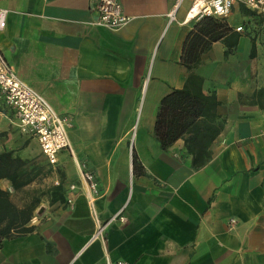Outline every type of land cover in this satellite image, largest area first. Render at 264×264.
Here are the masks:
<instances>
[{"label":"crops","instance_id":"0c3cea01","mask_svg":"<svg viewBox=\"0 0 264 264\" xmlns=\"http://www.w3.org/2000/svg\"><path fill=\"white\" fill-rule=\"evenodd\" d=\"M119 2L129 21L110 30L93 24L96 0H0L4 57L71 121V151L51 164L0 95V152L42 158L47 188L62 195L40 199L31 231L1 239L0 264H264V108L254 100L264 88V14L234 5L224 20L237 44L226 53L212 43L194 69L222 122L210 159L194 167L182 138L163 149L154 131L161 99L188 77L180 58L193 0ZM0 189L17 204L8 178ZM90 200L100 222L125 220L93 238Z\"/></svg>","mask_w":264,"mask_h":264},{"label":"trees","instance_id":"16d2710c","mask_svg":"<svg viewBox=\"0 0 264 264\" xmlns=\"http://www.w3.org/2000/svg\"><path fill=\"white\" fill-rule=\"evenodd\" d=\"M223 41L228 53L237 44V35L224 19L204 16L196 20L187 33L182 47L180 64L188 71L187 80L182 88L173 89L160 101L154 131L163 149L171 146L177 139L184 140L186 151L192 157L194 167L204 165L211 157L210 145L218 136L222 122L217 123L216 107L219 102L214 93H204L203 79L194 69L206 52L216 41ZM254 55V49H252ZM254 100L264 108V88L254 94ZM24 161L13 156L12 151L0 152V178H8L17 190L22 187L20 168ZM51 200L61 199V190H51ZM39 199L24 205L16 204L9 191L0 189V245L2 238L14 233L32 230L30 221Z\"/></svg>","mask_w":264,"mask_h":264},{"label":"built area","instance_id":"2783aa9c","mask_svg":"<svg viewBox=\"0 0 264 264\" xmlns=\"http://www.w3.org/2000/svg\"><path fill=\"white\" fill-rule=\"evenodd\" d=\"M240 4L258 14H264V0H193L187 11V16L199 20L204 16H212L224 19L234 5ZM95 9L97 18L93 21L96 26L110 30H116L129 21V17L123 12L119 0H96ZM8 10L0 8V31L6 27ZM175 18V9L168 13L169 21ZM236 31L243 30L242 26L236 27ZM0 95L6 105L11 107L17 116V125L22 134L34 137L47 158L48 162L55 164L57 154L62 149H69L71 145L68 137V129L71 121L67 117L59 116L47 100L36 90L22 81L15 73L13 66L6 60L0 49ZM91 190L95 191L96 184L93 175L83 173ZM73 187V186H71ZM68 202H71L69 199ZM94 219L97 222L93 238H102L105 227L112 221L124 217L118 214L111 216L107 221L100 222L95 214L92 200H90ZM234 220L231 219L230 223ZM105 264H129L125 261L106 260Z\"/></svg>","mask_w":264,"mask_h":264},{"label":"rangeland","instance_id":"374dc122","mask_svg":"<svg viewBox=\"0 0 264 264\" xmlns=\"http://www.w3.org/2000/svg\"><path fill=\"white\" fill-rule=\"evenodd\" d=\"M20 173L22 182L26 184L20 187L17 194L14 195L17 204L24 205L36 199L40 201L41 198L51 195V191L46 186V178L50 174V168L46 166L42 158L34 156L24 160Z\"/></svg>","mask_w":264,"mask_h":264}]
</instances>
